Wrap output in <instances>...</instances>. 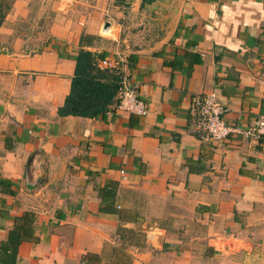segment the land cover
<instances>
[{
    "label": "crops",
    "instance_id": "crops-1",
    "mask_svg": "<svg viewBox=\"0 0 264 264\" xmlns=\"http://www.w3.org/2000/svg\"><path fill=\"white\" fill-rule=\"evenodd\" d=\"M80 49L121 58L148 112L60 116ZM202 93L231 125L264 114V0H13L0 243L34 218L13 264H264V136L203 141Z\"/></svg>",
    "mask_w": 264,
    "mask_h": 264
},
{
    "label": "trees",
    "instance_id": "trees-1",
    "mask_svg": "<svg viewBox=\"0 0 264 264\" xmlns=\"http://www.w3.org/2000/svg\"><path fill=\"white\" fill-rule=\"evenodd\" d=\"M13 0H0V26ZM97 55L87 49H80L75 58L74 73L69 92L58 114L93 117L113 108L115 95L121 79L119 68H100ZM9 184L8 180H2ZM33 213L25 211L15 216L13 227L0 243V264H13L17 247L23 240L32 238Z\"/></svg>",
    "mask_w": 264,
    "mask_h": 264
},
{
    "label": "built area",
    "instance_id": "built-area-1",
    "mask_svg": "<svg viewBox=\"0 0 264 264\" xmlns=\"http://www.w3.org/2000/svg\"><path fill=\"white\" fill-rule=\"evenodd\" d=\"M100 68H119L121 79L115 95L113 108L139 116L148 112L144 99L140 98L136 87L130 84L123 70V61L119 57H105L97 60ZM193 124L200 133V138L211 144L223 142L229 135H240L246 140H258L264 136V114L243 127L231 125L225 120L226 108L214 93L194 94L191 99ZM120 172L124 176V170Z\"/></svg>",
    "mask_w": 264,
    "mask_h": 264
},
{
    "label": "rangeland",
    "instance_id": "rangeland-1",
    "mask_svg": "<svg viewBox=\"0 0 264 264\" xmlns=\"http://www.w3.org/2000/svg\"><path fill=\"white\" fill-rule=\"evenodd\" d=\"M51 17H48V20H50ZM22 24H28V22L26 23L25 21H21Z\"/></svg>",
    "mask_w": 264,
    "mask_h": 264
}]
</instances>
